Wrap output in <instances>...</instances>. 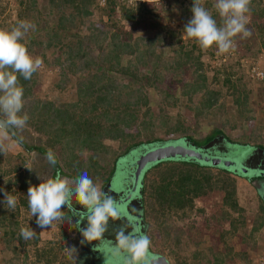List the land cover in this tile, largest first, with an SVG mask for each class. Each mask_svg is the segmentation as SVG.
I'll return each mask as SVG.
<instances>
[{
  "label": "rangeland",
  "instance_id": "374dc122",
  "mask_svg": "<svg viewBox=\"0 0 264 264\" xmlns=\"http://www.w3.org/2000/svg\"><path fill=\"white\" fill-rule=\"evenodd\" d=\"M35 1L36 9L39 11V15L35 18L38 24L35 26H38L35 27V30L29 29L24 39L29 37V42L34 43L28 52L34 58H41L43 64L37 70L38 73H34L30 79L33 83L30 85V94L23 100L24 108L20 114L26 113L29 116L27 125L22 131L19 129H15V131L27 146L42 148L45 152L48 149L53 150L57 159L56 166L59 169L56 174L59 177L71 180L86 171L93 182L100 186V180L105 176L104 173L114 164L113 158L122 155L124 145L131 143V135L137 134L141 141L152 138L175 139L176 135L174 134L170 136L164 134V129H166V122H173L176 119V113L181 117L191 118L190 134L193 139H202L212 131L222 129L220 126L222 118L228 114L229 121H231L228 124L230 127L227 125L228 127L222 129V132L231 141L232 147L230 148L232 150H236V148L238 150L246 149L247 155L245 157H247L251 153L247 150L250 147L258 144L264 147V97L262 96L264 90V45L261 44L260 33H257L250 26L251 19H253V23L255 21L257 25H263L264 15L251 17L248 14L249 20L246 26L251 35L245 39H241V35H237L234 38L235 49L217 55L218 50L215 45L205 50L201 49L195 40L184 39L183 29L192 18L191 8L194 0H93L92 5L87 8L90 15L80 25L79 37H86L87 34L89 35L92 33L91 31H94L98 33L99 40L97 42L91 41L86 49L82 48L83 51L77 53L79 56L75 58L69 56L68 49L60 47L61 44L57 40L50 41L49 29L57 15L66 17V19L74 18L75 22L76 12L59 8L55 11V17H52L48 14L50 8H48L47 0ZM200 2L211 12L218 27H222L223 19L213 7L215 0H200ZM249 8L256 13L263 10L264 14V0H251ZM20 9L17 0H0V29L9 30L13 28V22H30V18L26 17L36 14L33 9L25 12H20ZM145 11L148 12L145 13ZM127 16H131V19L125 18ZM256 16L261 17L255 20ZM45 26L47 27L45 28ZM36 30L45 36L37 44H35L37 38L34 36ZM32 32L35 34L31 35ZM46 35L49 36L46 37ZM67 39L72 41V45L78 40L76 37ZM128 39L129 41H127ZM120 42L130 45L129 48L125 49L126 52H133L134 47H136L143 48L141 50L143 56L144 53L147 56V51L151 54L145 64L143 59L137 57L142 55L121 54L119 56V67L122 68L129 63H134L137 66L135 79L130 84L128 83L129 79L124 75L107 74L113 80L111 83L113 88L107 90L112 91L114 98H118V96L119 98H126L128 96L125 95V90L128 88L122 89L121 86L123 85H131L132 88L139 89L137 95L132 96L127 102L130 110L133 111L132 117H125L120 120V124L117 126L121 135H124L122 138L124 145H119L121 142L113 139L117 133L110 128V122L101 112L102 117L100 116V119L103 122L94 119V125L99 124V129L94 126L95 131L92 133H87L85 129H82L78 139L72 141L69 128L64 127V130L61 131L58 127L62 121L59 117L62 118L63 116L60 112L64 106L68 113L71 111L68 106L73 104L75 86L78 83L87 86L94 81L93 84L101 85L103 79L93 78L95 72H104L103 64L100 65L99 63L97 48L103 50V53H109L112 44ZM184 52L189 53L187 60L189 62L185 61L184 57L180 60ZM58 55H60V60L56 62L54 59ZM103 58L106 59L107 57ZM154 61L157 62L154 63ZM175 61L183 63L185 69L189 67L192 70L198 68L199 72L205 75L208 90L220 89L217 79L226 73L232 79L234 87L239 93H249L245 101L246 104L244 107L238 108L234 103L235 98L230 95V90L220 89L219 91L225 94H222L223 96L215 103L216 107L212 110L217 109L210 118H194L193 115L187 114L185 108L194 113H199L195 109L196 105L199 104L198 98L202 95L201 93L196 96L192 95L191 102H187L178 94V89L175 88L178 77H171L167 70L173 68L172 65ZM158 62L160 71L155 68ZM150 70L157 71L156 74L161 76L160 81L157 82L155 77V82L152 85L142 84L143 87L141 85L140 87L139 80L141 77L148 78L153 74ZM260 73L262 74L260 75ZM129 90L131 91V89ZM138 96L145 97L147 102L144 105L140 103L134 106ZM174 98L178 99L180 105L177 111L176 109H169L174 103ZM108 99H110L109 94ZM29 100L39 101L36 105L38 107L44 103H49L51 106L50 113L42 115L38 110L39 108H31ZM111 105L113 107L111 103L109 111ZM86 113L88 117H93L90 110H87ZM69 114L74 117L71 113ZM201 115H204L203 112ZM167 116H170L169 121L165 119ZM0 117L4 119L2 114ZM51 120L53 123L50 122ZM45 131L53 132V135L57 136L52 138L54 144H47L45 138L48 135L45 136ZM104 132H106L107 137L103 136ZM3 135L5 134L0 133V136ZM65 135H70V138L61 139ZM3 143L6 145V151L0 152V186L2 188L10 187L9 194L16 196L18 203L19 200L25 201L27 208L17 205L15 209L7 210L9 219L4 223L7 226L0 225V264H73L69 253L65 251L66 248L75 249L74 261L76 264L80 250L76 234L73 232L72 221L70 222L69 219L65 218L53 222L48 229H41L37 227L36 217L31 216L28 207V187L30 185L38 186L41 182L38 177L41 179L51 178L55 167L48 163L46 155L37 153L35 150L25 152L8 136L3 140ZM228 145L226 144V148ZM146 147L148 148L150 145H146ZM142 152L130 153V160H134ZM120 161V159L117 160L115 165L117 166ZM167 165L168 169L172 171L173 163ZM176 167L177 170L182 169L183 171L189 168L183 164H178ZM255 167L251 163L248 168L250 170L248 173L254 175L251 182H249L250 179H242L241 177H244L242 175L233 174L229 169H221L225 170L224 172L232 173V176L235 177L230 176L234 184V197L237 207L242 211L247 224L246 230L250 229L251 223L259 217L260 213L259 198L252 185L256 184L254 182L256 181L255 173L259 172L254 169ZM209 172L216 174V171L212 169ZM247 176L250 177V175ZM123 177L126 178V174H123ZM148 177L153 178L155 175H148ZM222 178L223 176L218 178V181L214 178L212 182L215 188L213 187L212 191L203 196L193 198L190 208L184 207L181 210L156 216L149 211L146 212L145 218H143L144 233L150 238L149 250L151 252L163 257L167 264H211L212 256L216 252L227 255V250L224 248L225 244L235 252H245L249 264L264 263V234L257 237L253 249L244 247L240 241L241 238L245 237L250 246L252 239L247 238V235L242 236L241 233V235L236 234L229 239L222 235L223 242L219 239L220 234L229 231L228 223L218 220L224 209L229 211L222 203L223 194L219 188L222 186ZM15 179H18L19 183L12 186ZM7 183L8 185H6ZM22 183L24 184L23 190H18ZM123 183L128 185V182L123 181ZM145 210L147 209L144 208ZM67 214L66 217H68ZM234 216L235 214H233ZM27 227H30L36 235L25 241L20 237V230ZM8 229L14 232L13 239L3 235ZM18 236L20 240H17ZM103 245H105L104 256H107L108 259L104 257L105 260L102 264H111L110 261L113 260L109 258L111 256L109 253L110 246L108 243ZM242 263L239 260L234 261V264ZM226 264H230V262L227 260Z\"/></svg>",
  "mask_w": 264,
  "mask_h": 264
},
{
  "label": "trees",
  "instance_id": "16d2710c",
  "mask_svg": "<svg viewBox=\"0 0 264 264\" xmlns=\"http://www.w3.org/2000/svg\"><path fill=\"white\" fill-rule=\"evenodd\" d=\"M47 2H48V8H50L48 14L52 15V17H55L56 15L55 11L58 10L59 8L60 9H70V10H73V12L74 11L76 12L75 22H74V18L66 19V17L57 15V17H55V20H53L52 22V27L49 29V33L51 34L50 41L54 42V40H57L58 43L61 44L60 47H65L66 49H68L69 56H72L75 58L78 57L79 55H77V53L79 51H83L82 48L86 49L91 41L97 42L99 40L98 33H95L94 31H91L92 33H90L89 35L87 34L86 37H79L80 31H81L80 25L82 21L85 18H88V16L90 15L89 11H87V8L92 5L93 0H47ZM17 4L19 5V7H21L20 12L22 11L25 12L30 9H33L36 13L35 16L34 15H33L34 17L28 16L26 18H30L29 21L31 23L34 22V24H38V21L35 18L39 15V11L38 9H36L37 4L35 0H17ZM147 12L148 11H145V13ZM249 14L251 15V17L254 15H261V16L264 15L263 10H260V12L256 13L252 9H250ZM261 16H256L255 20ZM71 17H73V15H71ZM125 18L131 19V16H127ZM251 21L252 23H250V26L253 29H255L257 33H260L259 34L260 41H261V44L264 45V24L257 25L255 21L253 23V19H251ZM17 24L18 22L17 23L13 22L12 26L14 27ZM46 27L47 26H45V28ZM33 33L34 32H32L31 35ZM34 36L35 38H37L36 39L37 42L35 44H37L38 42H41L43 40V37H45L41 33L39 34V30H36V35ZM48 36L49 35H46V37ZM73 37H76L78 39L77 42L73 44L75 46L72 45L71 40L67 39V38H73ZM29 40L30 38L28 37L26 39L23 38V40L21 41V43H23L26 46L28 51L31 45L33 46L34 44L33 42L30 43ZM127 41H129V39ZM121 43L122 42L118 44L113 43L112 44L113 50L111 49L109 53L108 52L103 53V50H99L97 48V50L99 51L97 53V56H99L100 58L99 63L100 65L103 64L104 72H95L93 75V78L98 79V80L103 79L104 81H102L101 85H95L93 84L94 83L93 81L91 85L85 86L83 83H78L77 86H75V92L73 95V99H74L73 104L68 106V109L71 110L69 113L74 115V117L70 116V114L68 113V110L65 109V106L63 110L59 109L61 110L60 113L63 116L62 118L59 117L62 121H60L58 127L61 131L64 130V127H68L69 128L68 131L71 134L72 141L78 139V136L81 134L82 129H85L87 133L94 132L95 131L94 126L96 127V129H99V124L94 125V119L96 118L102 121V119H100V116L102 117L101 113H103V115L106 117V120L110 122V128L114 132L117 133L116 137L113 139L121 142L119 145L121 144L124 145L122 143V138H124V135H121L120 129L117 126L120 124V120H123L125 117H128V118L132 117L133 111L130 110L129 105H128L129 103L127 104V102L132 96L137 95L139 89H134L131 87V85L130 86L123 85L121 86L122 89L128 88L125 90V95H128V96L126 98H119V96L118 98L116 97L114 98V94L112 95V91L107 90L108 88H113V86L111 85V83H113V80H111L109 78V75L107 74L115 73V74L124 75L127 79H129L128 83L130 84V82L133 79H135V73H136L137 66H135L134 63L133 64L129 63L127 66H124L122 68L119 67L118 66L119 56L121 54H127L128 56H132L133 54L142 55V56H137V57L139 59L140 58L143 59V62L145 64L147 61V58H149L151 54H149L147 51V56L145 55L146 53H144V56H143V52L141 51L143 48L141 49V48H136V47H134L135 49L133 52H126L125 49L129 48L130 45L127 43H122V44ZM119 46H122V48H119ZM103 57H107V58L105 59ZM183 57L185 61H187L189 57V53L184 52L182 56L180 57V60H182ZM55 60L56 62L59 61L60 55H58V57H56L54 61ZM155 62L157 61H154V63ZM156 64H158L155 67L156 70L160 71L159 62ZM183 65L184 64L179 63V61H175L174 64L172 65L173 68L167 69L171 77H178L177 78L178 81H176L177 84L175 85V88L178 89L177 91L178 94L181 95L187 102H191L192 95L196 96L199 93H201L202 95L198 98L199 104L198 106L196 105V109H195L199 111V113H194L192 112V110L185 108V112H187V114L193 115L194 118H198V117L199 118H210V116H212V113L216 112L217 108L214 111L212 110L216 107L215 103L220 97L223 96L222 94H225L223 92H220L219 91L220 89L226 90V91L230 90V95L233 96L232 98H235L234 103L238 108L244 107V105L246 104L245 101L249 93H239L237 89L234 87L232 79L226 73H224L223 75L224 77L222 76L221 78L217 79L220 85L219 86L220 89L208 90L206 88L207 86L205 82V75H203L202 72H199L198 68H195L192 70L189 67L188 69H185ZM153 70H150V72L153 74L149 76L148 78L141 77V79L139 80L140 81L139 86L141 85L143 87V85H146V86L152 85V83L155 82V77H156L157 82L160 81L161 76L159 74L158 75L156 74L157 73L156 70L155 71ZM35 73L37 74L38 72L36 71ZM17 76H18L19 85L23 87V90H24L23 100H25L26 96L30 94V85L33 83H31L30 80H25L19 74H17ZM151 78L153 79L151 80ZM179 78H182V79L180 80ZM129 89H131V91ZM108 94H109L110 99H108ZM262 96L264 97V90H263ZM28 102L31 108H35V107L39 108L38 110L42 113V115L50 113L51 106L49 103H44L43 105H40L38 107L36 105L39 103V101L29 100ZM146 102L147 100L145 97L138 96L137 101L135 102L134 106H137L140 103L144 105ZM111 103L113 104V107L111 105V110L109 111ZM179 106L180 105H179L178 99L174 98V103L169 109L170 110L176 109L177 111ZM87 110H90L93 113L92 114L93 117H88L86 113ZM202 112L204 115H201ZM165 119L166 121H169L170 116L165 117ZM188 119L189 118L181 117L180 115H178V113H176V119L173 122L165 123L166 129H164V134H166L167 136L174 134L176 135V139H174L175 141L177 140L187 141L189 144H191L194 147H202L208 144L210 141H212L215 138V140L210 144L209 149L204 151L209 155H219V153L216 151L217 149L216 147L226 148V144H229L228 145L229 147L227 146V149L232 147L231 141H229V139L226 138V136L223 135L224 133L222 132V129H225L226 127H228L229 126L228 124H230L231 122L229 121L228 114L226 117L222 118L221 125H220L222 129L212 131L209 135L205 136L202 139H198V140L193 139L190 134L192 124H190L191 118L189 119V121ZM76 121L77 123H75ZM50 122L53 123V120H51ZM49 133H51L50 136H49ZM49 133L48 131H45L44 134L45 136L48 135L45 138V140L47 141V144L51 145L52 143L53 144L55 143L54 140H52V138L54 139L57 136L53 135V132H49ZM103 136L107 137L106 132H104ZM128 136H125V137H128ZM130 137H132L130 141L131 143L129 145L127 144L124 145L125 146L124 152L128 153L129 151L132 150L131 154L138 153L139 150L143 148L142 145H150V147L151 146L154 147V146L163 145L165 144V142L168 143L165 140H161L157 138L156 139L152 138L147 141H141L138 139L137 134L131 135ZM64 138L68 139L70 138V135H65L61 137V139H64ZM19 142L24 145L25 152H30L32 150H35L37 153H40L43 155H46L47 153L42 148H37L34 146H27L21 141V139H19ZM247 150L251 151L250 154L257 153V154H260V156L262 155L263 160H264V147L263 146L258 144V145L250 147ZM118 158L119 157L113 158L114 164L110 166L109 170L106 172L107 174L104 173V175L105 176L107 175V176L106 177L104 176L100 180L102 185L106 183L111 177L113 170L116 166L115 163ZM168 163H173L172 171L168 169L167 167ZM178 164L189 166V168L185 169L184 171L182 169L177 170L176 165ZM167 169H168V173H167ZM211 169L215 170L216 174H211L209 172ZM221 169L222 168L219 169L217 167H210V166L199 164V163H196L190 160L161 161L149 167L145 171V174L144 173L142 174L143 177L141 179V185H140V190H139V206H140L143 217L145 218L146 212L148 213V211L156 216V215H165L168 212L181 210L184 207L190 208L191 200L193 198L203 196L206 193L212 191L215 188L214 187L215 185H213L212 180L214 178H216L217 180L218 178L223 176V178L221 179L222 186L219 188L223 194L222 203L224 207H226L229 211H226V209H224L223 212L220 214V217L218 220L227 222L229 225V231L228 233L224 232L223 234H220L219 239L223 242L224 241V239L222 238L223 236H227V239H229L231 236L241 233L242 236L247 235L246 236L247 238H249L250 240L252 239L251 246H250L248 245L249 243L247 242V239L241 236L242 238L240 241L244 244V247H246L247 249L249 248L253 249L257 237L259 235L264 234V218H263L264 217V197H262L261 199L259 193L256 191V194L258 195V198H259L260 213L258 215L259 217L253 220V223H251V227L249 230L247 229L248 230L247 232L246 221L243 218L242 211L240 210L239 207H237V204H236V200L234 197L235 196L234 195V184L232 182L233 180L231 179V177H233L232 173L233 174H238V173L231 171V170L230 171L232 173L228 171L224 172L225 170H221ZM148 175L149 176L155 175V177L153 178L148 177ZM241 178L246 180V177H241ZM255 178L257 181V182L255 181L256 183L264 180L263 178H260L258 176H255ZM249 179L252 181L254 177H251ZM18 183H19L18 179H15V181L12 182V186ZM6 185H8V183ZM253 187L256 190V187L255 186ZM23 188H24V184L22 183L21 187H19L18 190H23ZM0 189H3L4 192H7V193H10L11 191L10 187L8 186L4 188L0 186ZM3 201H4V194L3 192H0V225L1 226L5 225L4 223L6 222L7 219H9V217L7 216L8 209H7V206L4 205ZM22 201L23 200H19V203L17 202V205H21L22 207L25 206L27 208L25 201L24 202ZM144 208H146L147 210L144 211ZM63 211L65 212V214L68 212L66 207L63 209ZM233 214H235L234 217H233ZM68 217H71V216L69 215ZM3 235L8 236V238H12V239L14 238V232L9 229L6 230ZM20 237L18 236L17 240H20ZM224 248H226L227 250V255H223V254L216 252L214 256H212L213 260L211 261V264H226L227 260L228 262H230V264H234L235 260H239L240 262H243L242 264H249V261L247 260V254L245 252L243 251L235 252L233 251V249H231L225 244H224ZM92 260L93 259L90 257V259L84 261V264H89Z\"/></svg>",
  "mask_w": 264,
  "mask_h": 264
},
{
  "label": "clouds",
  "instance_id": "9594fccd",
  "mask_svg": "<svg viewBox=\"0 0 264 264\" xmlns=\"http://www.w3.org/2000/svg\"><path fill=\"white\" fill-rule=\"evenodd\" d=\"M250 2L251 0H215L213 7L223 19V26L218 27L211 12L201 5L200 0H194L191 8L192 18L183 29L184 39L195 40L199 47L205 50L215 45L218 50L217 55L234 50V38L237 35H241V39L251 35L250 30L246 27L249 20ZM35 27V24L31 22L20 21L11 30L0 29V114L4 117L3 120H0V133L5 134L0 136V152L6 151V145L3 143V140L7 138L6 134H8L6 129L22 131L29 119L26 113L20 114L24 108V90L18 83L17 74L25 80H30L33 73L42 67V59L31 56L26 46L21 43L29 29L35 30ZM165 141L175 142L174 139H166ZM184 142L189 144L187 141ZM143 150L140 149V151ZM124 154L126 152L118 157H123ZM46 160L55 167V171L51 178L41 179L38 177L41 180L38 186L30 185L28 187L27 201L31 216L36 217L35 223L41 229H48L55 221L67 218L71 222L74 216L79 217L76 225L83 238L82 241H79L85 243L81 245L77 240L80 255L76 264H84L83 255L85 253L83 252L86 251V246H89L88 242L102 240L105 232L108 231L109 221L121 219V204L109 192L102 190V183L100 186L94 183L86 171L71 180L59 177L56 174L59 171L56 166L57 159L52 149H48ZM116 167H119V164ZM116 167L113 173L116 172ZM125 171L129 170L125 169ZM0 192L4 194L3 203L7 209H15L17 197L4 192L3 189H0ZM73 199L85 211H77L72 203ZM65 207L72 212H67L72 218L66 217L63 211ZM83 220H86L87 223L85 227L81 228L79 225ZM130 226L125 225L116 230L114 243L107 241L110 246V255L119 258L122 264H152L149 252L151 245L149 236L139 232L138 229L131 232L127 231ZM34 235L36 233L30 227L20 230V236L25 241L32 239ZM76 237L78 238L77 234ZM99 247L98 245L91 250H97ZM65 251L69 253L73 264H75V249L66 248ZM90 257L93 259L91 261L93 264L103 263L101 259L98 261V256L95 259Z\"/></svg>",
  "mask_w": 264,
  "mask_h": 264
},
{
  "label": "water",
  "instance_id": "95a60500",
  "mask_svg": "<svg viewBox=\"0 0 264 264\" xmlns=\"http://www.w3.org/2000/svg\"><path fill=\"white\" fill-rule=\"evenodd\" d=\"M0 120L3 119L0 118ZM6 131H8V134L6 135L12 139L14 143L19 145L22 149H25L24 145L19 142L14 130L11 131V129H6ZM143 149V152L134 158V160H130L131 165L130 169L128 170H131L132 172L129 173V171H127L126 174V178L129 179L127 180L129 183V189L123 192L122 196H124V198H118L121 204V218L129 217V215L125 214V206L137 195L140 174L149 167L161 161L190 160L210 167L229 169L244 177H246V175H250V177L247 176L246 178L254 177V175L248 173V169L245 167V165H243L245 162L244 159L247 158L245 157V155H247L245 149L238 150L236 148V150H232V148H228L229 150L227 149L224 155H209L204 152L203 149L195 148L194 146L187 144L182 140L171 143L168 142L163 145L150 148L143 146ZM255 175L264 179V170H259V172L255 173ZM124 181L127 182L126 180ZM117 184L118 183L116 181L114 184L116 188L118 186ZM252 185L256 187V191L259 193L260 197H264V180ZM118 188L124 189L122 186H118ZM150 259L152 264H167V261L162 257L150 255Z\"/></svg>",
  "mask_w": 264,
  "mask_h": 264
},
{
  "label": "flooded vegetation",
  "instance_id": "af4514ba",
  "mask_svg": "<svg viewBox=\"0 0 264 264\" xmlns=\"http://www.w3.org/2000/svg\"><path fill=\"white\" fill-rule=\"evenodd\" d=\"M16 133V136L18 138V140L20 139L17 132L15 131ZM215 140V138L210 141L207 145H204L201 147V149L205 148V150L209 149V146L210 144ZM214 144V143H213ZM229 147V146H228ZM216 151L222 155H224L227 151V148L225 147H216ZM229 150V149H228ZM130 152L129 151L128 153L124 154L123 157H119V159L121 160L120 163H119V167L116 168V173H113L112 176L109 178V180L104 183L103 185H101V188L103 191L105 192H109L110 195H112L114 198L118 199V198H124L123 195V192L125 190H128L129 189V183L128 185L124 184L123 181L126 180L127 178L123 177V174L127 173V171H125V169L127 167H130V163H129V158L127 157H130ZM140 152V151H139ZM124 158V159H122ZM245 162L243 163V165H245V167L248 169L250 164L252 163L254 166H256L254 169L256 170H263L264 169V160H263V156L260 154H250L249 156H247L246 159H244ZM260 160V161H259ZM129 163V164H128ZM122 169V170H120ZM128 170V169H126ZM249 170V169H248ZM125 171V172H124ZM146 171V170H145ZM145 171H143L140 176H139V184H138V190H137V195L134 199L130 200V202H128V204L125 206V211L127 215H129V217L127 218H121L119 220H116V221H112L110 220L109 221V225H108V231L105 232L104 234V237L102 240H97V241H93V242H88V247L86 246L85 250L89 252L90 256H92L94 259L96 256L99 257L98 261L101 259V261L103 262V260H105L107 258V256H104L105 254V245H103L104 243H107V241H112L113 243L115 242V232L116 230L119 228V227H122V226H125V225H131L130 227L127 228V231L131 232L133 231L134 229H138L139 232H142L144 233L145 231V228H144V222H143V215H142V212L140 211V206H139V190H140V185H141V179H142V174L144 173L145 174ZM130 173V172H129ZM129 180V179H128ZM246 180H248L246 178ZM117 181V185L118 186H122L124 189H119L118 186L117 188L115 187V182ZM127 181V180H126ZM249 182H251V180H249ZM255 182V181H254ZM137 198V199H136ZM136 199V200H135ZM262 199V198H261ZM119 201V199H118ZM73 205H74V208L77 210V211H85L79 204H77L76 200L73 199L72 201ZM69 211V210H68ZM70 212V211H69ZM72 213V212H70ZM142 216V217H141ZM74 218H77V220L79 219V217H76L74 216ZM72 219V221H73ZM128 219V220H127ZM81 224V228L85 227L86 226V223L87 221L86 220H83L80 222ZM83 223V224H82ZM78 227V226H77ZM77 232V231H76ZM77 235H78V238L77 240H81L82 241V236L80 234V232H77ZM80 242V241H79ZM85 243V242H84ZM84 243L81 242V245ZM100 246L97 250H91V248H95L96 246ZM85 247V246H84ZM90 247V248H89ZM102 247V248H101ZM85 251V252H86ZM150 254L153 255V256H156V257H161L153 252H151V250H149ZM87 253V252H86ZM101 256H103L101 258ZM105 257V259H104ZM111 260L113 261H110L111 264H122V262L120 261L119 258L117 257H112L110 256L109 257ZM163 258V257H162ZM108 259V258H107ZM90 264H93L90 262Z\"/></svg>",
  "mask_w": 264,
  "mask_h": 264
},
{
  "label": "crops",
  "instance_id": "0c3cea01",
  "mask_svg": "<svg viewBox=\"0 0 264 264\" xmlns=\"http://www.w3.org/2000/svg\"><path fill=\"white\" fill-rule=\"evenodd\" d=\"M263 195H264V191H263ZM69 213V212H68ZM68 215V214H67ZM69 216V215H68ZM72 218V217H71ZM71 221H72V219H71ZM74 222V223H73ZM76 222H77V218H74L73 219V221H72V225H73V232L75 233V234H77V232H79V230H78V227H77V225H76ZM81 224V223H80ZM83 224V223H82ZM81 225H79V227H80ZM77 231V232H76ZM263 242V241H262ZM87 252V253H86ZM86 252H83V253H85L84 255H83V257L85 258V260H88V259H90V254L88 253V251H86Z\"/></svg>",
  "mask_w": 264,
  "mask_h": 264
},
{
  "label": "built area",
  "instance_id": "2783aa9c",
  "mask_svg": "<svg viewBox=\"0 0 264 264\" xmlns=\"http://www.w3.org/2000/svg\"><path fill=\"white\" fill-rule=\"evenodd\" d=\"M262 73H260V75H261Z\"/></svg>",
  "mask_w": 264,
  "mask_h": 264
}]
</instances>
